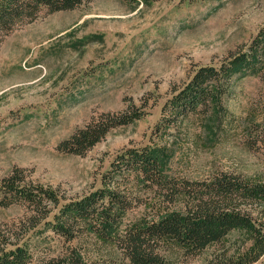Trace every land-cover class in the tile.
I'll list each match as a JSON object with an SVG mask.
<instances>
[{"label":"rangeland","instance_id":"374dc122","mask_svg":"<svg viewBox=\"0 0 264 264\" xmlns=\"http://www.w3.org/2000/svg\"><path fill=\"white\" fill-rule=\"evenodd\" d=\"M263 24L264 0H92L44 12L0 44V177L18 166L33 182L81 196L101 185L116 153L153 141L171 152L177 176L197 180L229 171L264 181L260 72L235 74L222 104L215 102L208 114L169 124L162 111L195 68L249 48ZM132 104L145 105L146 114L113 128L86 155L57 148L93 116ZM146 198L125 224L159 206ZM23 213L20 205L0 206V225ZM253 216L264 221V204ZM241 236L233 231L197 255L170 244L161 254L166 264H211L242 246ZM32 245L49 255L73 245L95 264H128L115 245L87 234L65 242L42 230Z\"/></svg>","mask_w":264,"mask_h":264},{"label":"trees","instance_id":"16d2710c","mask_svg":"<svg viewBox=\"0 0 264 264\" xmlns=\"http://www.w3.org/2000/svg\"><path fill=\"white\" fill-rule=\"evenodd\" d=\"M90 1L0 0V44L44 12L71 10ZM262 50L264 24L249 48L231 53L219 65L195 68L162 106L166 123L208 114L215 102L222 104L235 74L260 72L264 79ZM145 107L132 104L117 112L95 115L57 148L84 156L113 128L143 117ZM171 162L167 147L153 141L125 147L102 173L101 185L76 197L33 182L24 168L13 167L0 177V206L20 205L24 213L18 220L0 225V264H95L73 245L58 255L36 252L32 239L42 230L52 231L65 242L84 234L95 236L115 245L128 264H166L161 252L169 244L197 255L239 231L242 246L211 264H264V221L253 216V208L264 204V181L229 171L192 180L175 175ZM150 196L159 206L150 216L125 224L127 213L144 205Z\"/></svg>","mask_w":264,"mask_h":264},{"label":"bare ground","instance_id":"6f19581e","mask_svg":"<svg viewBox=\"0 0 264 264\" xmlns=\"http://www.w3.org/2000/svg\"><path fill=\"white\" fill-rule=\"evenodd\" d=\"M60 26V25H59ZM62 28V27H61ZM36 40V39H35ZM38 40V39H37Z\"/></svg>","mask_w":264,"mask_h":264}]
</instances>
